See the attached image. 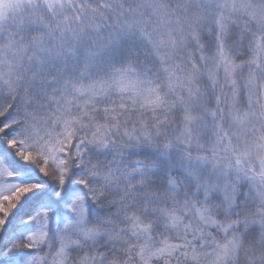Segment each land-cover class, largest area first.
I'll list each match as a JSON object with an SVG mask.
<instances>
[{"label": "trees", "instance_id": "trees-1", "mask_svg": "<svg viewBox=\"0 0 264 264\" xmlns=\"http://www.w3.org/2000/svg\"><path fill=\"white\" fill-rule=\"evenodd\" d=\"M34 1L44 19L55 10ZM141 1L146 0L129 5L137 8ZM150 1L170 11L175 7L170 0ZM58 2L63 16L82 29L79 42L66 45L50 71L22 67L29 73L0 111V161L10 170L4 176L23 182L0 197V264H26L36 253L44 264H57V230L74 216L76 193L85 196L87 228L100 234L71 248L66 264H211L219 247L214 244L231 234L240 237L235 264H264V204L247 180L234 182L241 172L230 162L234 159L219 153L218 142L214 149L175 139L189 120L182 108L189 89L194 112L213 130L229 121L235 99L230 85L247 70H237L231 83L222 71L207 73V63L220 46L239 66L248 63L250 36H264L262 23L236 17L225 38L200 23L195 37L186 32L181 41L175 35L178 21L100 49L109 31H122L118 17L105 8L109 1ZM254 4L264 8V0ZM31 12L25 15L30 20ZM172 42L170 52L166 47ZM165 58L173 67L164 65ZM262 60L260 78L264 50ZM37 71L42 74L36 77ZM260 124L264 137V121ZM137 129L158 130V138L125 137ZM244 167L250 171V163ZM226 181L231 186L226 188ZM43 208L48 236L43 246H33L29 235Z\"/></svg>", "mask_w": 264, "mask_h": 264}, {"label": "rangeland", "instance_id": "rangeland-1", "mask_svg": "<svg viewBox=\"0 0 264 264\" xmlns=\"http://www.w3.org/2000/svg\"><path fill=\"white\" fill-rule=\"evenodd\" d=\"M38 1L47 2L55 9L48 13L45 19L37 13L38 6L34 0L32 2L29 0H0V110L5 108L11 90L26 79V73L29 72L26 71L24 75L22 67L30 68L32 66L39 70L44 69L46 72L50 71L59 64L66 45L78 43L80 35L83 34L82 29L73 20L65 18L64 12H60L59 0ZM108 1L109 4L105 8L108 13L118 17L119 28L122 31H109L105 35L100 49L106 46L112 49L121 40L138 34L142 35L148 30L153 32L160 29L166 30L178 21L175 35L181 41L184 40V36L186 37V32L195 37L200 23L210 31L217 29L218 33L225 38L230 30L232 20L236 17H242L246 21L259 20L264 28V8L256 6L255 0H170L175 3V7L171 11L164 7V4L150 0L141 1L137 8L129 5L133 0ZM29 11H33L31 14L34 15L31 20V17H25ZM179 11L182 14L180 18H177L176 13ZM53 24L57 25L56 29L52 27ZM143 28L144 30H142ZM242 30L246 32L247 27L243 25ZM250 37L253 38L251 47L253 55L248 63L241 66L236 64L223 46L218 47L217 52L210 56L207 63V73L213 75L222 71L231 83L235 80L236 72L247 70V73L242 77L236 75L238 81L230 85L231 88H234L235 99L229 121L221 124V131L220 129L213 130L212 124L206 121V117L194 112V107L190 105L194 92L189 89V100L182 103V108L186 110L185 117L189 120L175 135V139L181 145L209 148L212 146L214 149L216 147L213 144L218 142L219 153L227 159H234L230 162L235 163L236 168L238 166L237 171H241L240 174H236L234 182L237 183L241 179L247 180L264 204V137L260 124L264 121V78H260L258 73L260 65L263 66L264 46L262 40L264 36L258 37L256 34H252ZM175 46V42H172L171 45H167L166 49L173 52L172 48ZM20 52L22 53L20 57L13 56ZM28 59L31 62L29 65H27ZM164 65L167 68L173 67L172 61L167 58L164 59ZM93 66V64H89L90 70ZM41 74V71H37L35 75L37 77ZM190 116L195 119L201 118L202 121L191 120ZM135 131L130 135V130L125 132V137L138 141H150L157 139L159 135L158 130L137 129ZM218 131H220L219 134H216L215 132ZM160 132L167 136L165 129H161ZM103 142L102 139L101 143ZM238 149L242 151L238 153ZM121 150L118 149V152ZM199 160L206 159L199 158ZM249 163L250 171L244 167ZM197 164L198 161H195L194 167ZM256 167L261 171V174L255 169ZM189 168L192 170L191 167ZM9 171L0 161V197L18 189L22 184L15 180L16 178L5 177V173ZM194 173L196 172L194 171ZM231 184L226 181V188ZM71 208L74 216L68 218L57 230V237L61 244L59 253L55 257L59 264H66L71 248L83 246L87 240L97 238L100 234L99 231L87 228V206L82 194L76 193L73 196ZM45 211V209L41 210L43 213L40 216V223L29 235L33 246H43L48 236ZM58 221L57 217L56 222ZM229 230L228 227L225 228V233ZM239 242L240 237L231 234L226 237L224 243H215L214 247H219L212 255L211 264H235ZM26 264H44L43 257L36 253Z\"/></svg>", "mask_w": 264, "mask_h": 264}]
</instances>
